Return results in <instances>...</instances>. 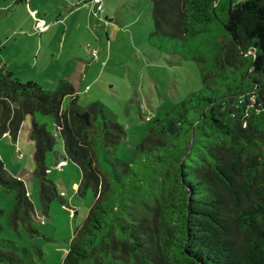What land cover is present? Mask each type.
<instances>
[{
	"label": "trees",
	"instance_id": "16d2710c",
	"mask_svg": "<svg viewBox=\"0 0 264 264\" xmlns=\"http://www.w3.org/2000/svg\"><path fill=\"white\" fill-rule=\"evenodd\" d=\"M151 16L149 44L194 60L202 90L153 120L129 162L114 154L125 132L106 106L87 125L68 79L43 90L2 63L0 138L16 141L27 114L53 116L78 192L92 188L62 264H264V0H152ZM28 137L46 216L65 201L45 176L55 142L34 120ZM0 189L12 193L8 229L40 236L24 181L1 159ZM3 214L0 264L42 263L40 248L1 236Z\"/></svg>",
	"mask_w": 264,
	"mask_h": 264
},
{
	"label": "rangeland",
	"instance_id": "374dc122",
	"mask_svg": "<svg viewBox=\"0 0 264 264\" xmlns=\"http://www.w3.org/2000/svg\"><path fill=\"white\" fill-rule=\"evenodd\" d=\"M150 7V0H110V15L105 21L103 18L97 21L94 13L93 16L76 13L67 23L66 33L63 35V49L60 48L62 44L59 42L60 38H53L50 42L46 39L45 50L38 53L37 49L35 52L38 44L25 36H17L13 43L12 40L8 44L11 46L4 50L2 46L0 47L4 57L11 63L23 67L25 72L17 78L18 80L22 83L36 82L43 90H51L56 81L71 75V71L78 64L77 57L88 56L91 61L89 76L85 85L79 84L83 88L76 90L77 101L85 108L93 102H99L113 113L116 122L125 132L114 154L125 162L132 159L136 145L142 141L153 120L162 117L190 93L202 90L199 68L194 60L161 52L149 44L148 34L152 30ZM11 14L15 18L21 17L23 8L17 5ZM91 34L95 36L93 41L96 39L97 43L91 46V50L84 47L83 52L75 38H86ZM80 39L84 41L83 38ZM74 50L77 52H73ZM82 57L80 58L83 59ZM85 86H88L87 90H84ZM70 99V96L63 98L61 102L63 110L67 109ZM32 120L38 125H44L54 138L53 148L45 155V166L52 171L53 165L62 159L60 155L64 157L63 141L54 117L40 111L33 115L27 114L22 122L18 134V136L21 134L23 141L21 151L17 150L16 144H12L15 142L10 137L0 138V159L6 167L8 176L18 177L24 181L35 214L37 217L40 214L42 218V221L34 218V225L40 236L28 237L23 231L21 235L10 231L7 227V213L13 203L12 193L0 189V209L4 211L1 218L4 230L1 236L14 241L17 245L30 249L34 246L40 248L44 261L37 264H62L64 251L68 247L64 237L69 221L57 207L66 209L70 221L71 210L67 208L65 202L52 200L48 212L55 216L56 220L50 221L47 215H42L39 179L33 174L36 167L33 159L34 145L33 141L28 139ZM48 171L45 176L56 185L57 193L68 195L65 177L57 173L55 181ZM85 194L92 198L89 208L94 199L92 188H86ZM52 203L56 204L55 209L54 207L51 209ZM86 212L81 208L83 217ZM44 222L51 225L44 228L42 227ZM79 223L81 224L82 220ZM75 228L76 225L70 232V239Z\"/></svg>",
	"mask_w": 264,
	"mask_h": 264
},
{
	"label": "crops",
	"instance_id": "0c3cea01",
	"mask_svg": "<svg viewBox=\"0 0 264 264\" xmlns=\"http://www.w3.org/2000/svg\"><path fill=\"white\" fill-rule=\"evenodd\" d=\"M150 1H151V7H152V0ZM17 5H20L21 8H23V15H21V17L15 18L14 15H12L11 13ZM99 5H101V9H98ZM151 7H150V11H151ZM31 12L35 13V17L42 18L46 22L47 28L43 32L39 33L34 30L33 28L34 20H33V17L31 16ZM76 13H80L81 15L85 13V14H88L89 16H93V13H94L97 17V21H101L102 18L105 21L107 19V16L110 15V0H99V1H95V0H0V22H1L0 47L2 46L4 50V48L11 46L8 44L12 40L13 41L11 43H13L14 40L17 39V36H25L27 38H30L34 43L38 44L35 47V52H37V49H38V53L40 52V50H43V49L45 50V48L47 47L46 39L48 42H50L53 38H60L59 42L62 43L60 48L63 49L64 48L63 35L66 33L67 23L70 19L74 17ZM59 27H61L62 29H59ZM94 37L95 36L91 34V36H87L86 38L85 37L75 38V42L79 44V48L83 50L84 52V47H86L87 50H91V46H95L94 43L95 42L97 43V40L94 39L93 41ZM80 38H83L84 41H81ZM73 52H77V51L74 50ZM94 52H97V51L94 50ZM80 57L82 56H79L76 58V60L78 61V64L75 67V69L71 71V75H66V79H68L72 83L73 88L75 90V93L73 96L77 94L76 93L77 89L83 88V86L81 87L79 86V84L81 83H83L84 85L86 84V78L87 76H89L88 70L91 67V61L88 58V56L84 55V58L82 57L83 59H81ZM85 57L87 59H85ZM0 63L4 64L6 69L12 72L14 77L16 76V78H19V76L25 72L23 70V67H21L20 64L11 63L9 59H7L1 54V51H0ZM87 89H88V86H85L84 90H87ZM4 136L5 138L10 137L7 134H5ZM14 142L15 143H12V144H16V147L18 146L17 150L21 151L20 147L23 146L21 134L17 137L16 141ZM12 144L10 145V147H12ZM60 157L62 159L60 158L61 160L58 163H55L54 164L55 166L53 165L52 171H50V169L48 168L49 170L48 174H50L51 177L55 181H56L55 176L57 173L65 177V186L68 189V195H65V193L60 194V195L64 198L65 200L64 202L66 203L67 208H69L74 213L73 216L71 217L72 218L71 221H70V218H69V215L66 209L61 208V207H57V208L61 209V212L67 218V221H69V224L67 226V234L64 237L65 238L64 240H66V242H69L70 232L72 231L75 225L76 227L80 225L79 222L81 220L82 222L84 221L87 215L88 209H89L88 206L92 198L90 196H87L85 192L83 194H80L78 192V187H79L80 179H81L80 169L74 163H72L69 159L62 157V154L60 155ZM80 196L83 198L82 202L80 201V198H81ZM52 207H54L55 209L56 204L52 203L51 209ZM81 208L85 212L87 210L86 215H84L85 217H83V214L81 213ZM47 218H50V221L56 220L55 219L56 217L49 214V212L47 214ZM37 219L42 221L40 214L38 215ZM49 225H51L49 222L48 223L44 222L42 227L46 228ZM74 231L72 233V236L74 234ZM61 249L64 250V247H62ZM67 249L64 251V254H66Z\"/></svg>",
	"mask_w": 264,
	"mask_h": 264
},
{
	"label": "water",
	"instance_id": "95a60500",
	"mask_svg": "<svg viewBox=\"0 0 264 264\" xmlns=\"http://www.w3.org/2000/svg\"><path fill=\"white\" fill-rule=\"evenodd\" d=\"M256 58V54H254V60ZM89 116H91V121L94 122L98 117V103L93 102L89 106L86 107L85 111L78 115V117L85 121L88 125L90 124Z\"/></svg>",
	"mask_w": 264,
	"mask_h": 264
},
{
	"label": "built area",
	"instance_id": "2783aa9c",
	"mask_svg": "<svg viewBox=\"0 0 264 264\" xmlns=\"http://www.w3.org/2000/svg\"><path fill=\"white\" fill-rule=\"evenodd\" d=\"M95 1H99V0H95ZM98 9H101V5L98 6ZM31 16L33 17L34 20V24H33V28L36 32H43L46 28H47V24L46 22L42 19V18H38L35 17V13L31 12ZM71 216H73V212L71 211Z\"/></svg>",
	"mask_w": 264,
	"mask_h": 264
}]
</instances>
